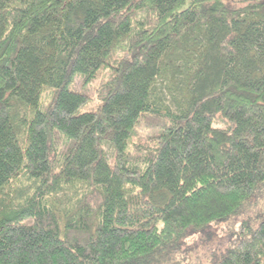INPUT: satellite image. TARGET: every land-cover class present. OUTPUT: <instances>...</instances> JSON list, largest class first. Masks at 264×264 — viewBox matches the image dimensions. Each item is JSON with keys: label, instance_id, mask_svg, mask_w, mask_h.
Masks as SVG:
<instances>
[{"label": "trees", "instance_id": "16d2710c", "mask_svg": "<svg viewBox=\"0 0 264 264\" xmlns=\"http://www.w3.org/2000/svg\"><path fill=\"white\" fill-rule=\"evenodd\" d=\"M0 264H264V0H0Z\"/></svg>", "mask_w": 264, "mask_h": 264}, {"label": "rangeland", "instance_id": "374dc122", "mask_svg": "<svg viewBox=\"0 0 264 264\" xmlns=\"http://www.w3.org/2000/svg\"><path fill=\"white\" fill-rule=\"evenodd\" d=\"M71 88H73V89H75V90H78V91L82 90L81 87L76 88L74 83H73V85L71 86Z\"/></svg>", "mask_w": 264, "mask_h": 264}]
</instances>
